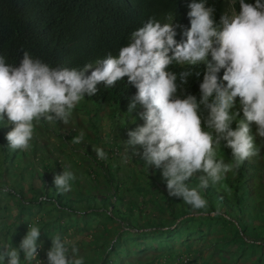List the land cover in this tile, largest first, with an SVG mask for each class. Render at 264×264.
Masks as SVG:
<instances>
[{
	"label": "clouds",
	"instance_id": "obj_1",
	"mask_svg": "<svg viewBox=\"0 0 264 264\" xmlns=\"http://www.w3.org/2000/svg\"><path fill=\"white\" fill-rule=\"evenodd\" d=\"M220 2L224 15L217 23L215 8L206 6L207 0H192L190 11L183 16V23L190 26L183 33V42L175 39L180 26H174L170 18L163 24L149 19L131 33L126 46L82 68L47 65L27 52L19 66H13L0 56V161L11 167L9 172L17 169L24 176L20 170L30 167L27 175L34 178L47 165L49 142L55 146H51L55 159L64 153L60 154L61 135H67L66 129L80 128L71 141L82 144L84 135L92 136V132L90 124L86 128L81 121H100L101 128L103 121H109L110 126L129 130L126 144L146 165L162 169L169 197L183 200L193 210L206 211L208 201L200 190L219 184L226 174L259 155L254 131L264 139V2ZM173 63L189 67L177 75L168 71ZM200 63L206 65V71L198 101L196 96L184 94V86L193 75L191 66ZM194 74L197 78L201 75L199 71ZM125 81L136 88L128 105V112L136 111L131 117L112 116L109 107L98 110L88 99L102 85L111 88ZM79 104L84 107L74 111ZM41 120L49 124L42 125ZM57 120L61 122H53ZM136 146L142 154L135 151ZM222 146L231 150V163L217 159ZM93 151L98 159H108L103 148ZM20 152L26 154L22 159L15 156ZM56 169L54 165L48 173L54 176L57 190L71 191L74 173L63 169L56 174ZM197 174L198 186L190 187L187 182ZM28 227L26 236L14 243L18 250L0 247V264L37 258L41 229ZM70 243L55 235L47 251V264H85L75 245L69 254Z\"/></svg>",
	"mask_w": 264,
	"mask_h": 264
},
{
	"label": "trees",
	"instance_id": "obj_2",
	"mask_svg": "<svg viewBox=\"0 0 264 264\" xmlns=\"http://www.w3.org/2000/svg\"><path fill=\"white\" fill-rule=\"evenodd\" d=\"M191 2L192 0H0V56L5 57L6 63L13 66H19L24 53L27 52L33 59H38L47 65L67 66L68 69L82 68L85 64H94L97 59L126 46L131 33L143 27L149 19L163 24L169 22L170 18L174 26H180L176 27L177 36L175 37L180 43L186 40L183 35L184 31L190 29V26L183 23V16L185 11H190L188 5ZM206 6L215 8L214 19L219 23L220 17L224 15L223 4L220 0H207ZM188 67L173 63L168 71L178 75ZM191 69L193 75L188 78V84L184 86V94H192L199 101V85L203 81L206 65L200 63L191 66ZM196 71L201 73L199 78L194 74ZM98 89L95 96L88 97L95 104L96 109L101 110L104 109L103 106H106L111 109L112 116L121 115L126 118L136 112H128L132 94L136 90L128 81L117 82L116 86L111 88H105L102 85ZM88 123L92 125L90 128L92 136L84 133L82 144H73L71 141L79 135L80 128L76 127V130H73L71 126L67 135L64 136V139L70 140L73 146L71 155H65L63 148L60 150V154L63 153L61 159H67L69 162L68 167L57 159H55L56 162L47 161V165L43 166L44 171L34 176V184L28 189L31 198L28 199L24 193L21 195L12 193L13 197H16L20 215L15 217L13 225L10 224L4 228L6 233L3 236L11 238V243L18 241L19 236L12 239L14 236L12 231L22 230L18 228L20 222L26 226L36 225L40 227L42 234L38 240L40 247L37 257H39L42 249L48 251L51 248L41 245L43 236L46 239L48 236L49 243H51L52 237L60 233L63 238L69 228L80 227V231L90 232L86 226L69 223V221L77 222L78 216L90 210L97 214H104L112 224L108 227L103 219L100 228H103L104 233L95 236L97 251L100 252L99 257L105 260L103 264H131L132 262L152 264L154 262L148 260L151 252L156 253L153 261L160 258L159 262L164 264L168 260H173L178 250L191 252L192 247L205 242L210 234L219 232L224 236L213 244L218 253L233 250L229 254L231 257H236L234 253L238 249L231 242L241 241L245 246L248 245V249L250 247L254 251L251 254L247 253L250 254L249 258L261 251V254H264L262 250L264 248V221H260L262 224L261 226L258 224L259 227L251 225L260 218L264 220V216H260L259 213L264 210V201L261 207L246 201L249 198L248 195L251 194L250 183L255 180L264 182V150L261 149L264 139L255 136V131L252 132L256 147L260 149L259 155L254 156L252 163L244 161L239 169L228 173L222 186L210 184L206 190H200L201 195L208 201V208L205 211L193 210L183 200L169 197L166 181L163 177L162 182L160 179L162 169L152 167L144 173L137 166L129 178L126 180L120 178L118 174L121 168L117 161L121 158L120 153L124 146L129 148L126 144L129 139L127 135L129 130L124 127L111 126L110 131L101 133L100 121L89 120ZM88 145L91 146L90 149H87ZM61 146L66 147L63 141ZM76 148H82L85 151L78 152ZM95 148H103L108 153V159H98L93 151ZM129 149L132 153L131 161L140 165L141 156L134 157L133 149ZM220 149L222 153L217 155V159L229 160L226 163L232 162L229 149L223 146ZM137 150L142 149L138 146ZM82 153L87 156L84 160L80 158ZM24 156L26 154L16 156V158L22 159ZM75 156L82 162V165L77 164L79 160H76ZM73 164L77 165L78 171L73 167L69 168V165ZM54 165L57 167L56 174L62 173L63 169L70 170L74 173L76 181H80L84 176L91 180V184L83 186L81 181L76 182L77 187L74 193L58 191L53 182L54 176L48 173ZM9 169H11L10 166L0 172L2 187L9 185L7 184L9 183ZM187 183L190 187H197L198 177L194 175ZM230 188L235 189V192L231 193ZM45 204L49 211L59 212V217L51 216L50 219L26 221L24 215L32 218L36 212L38 213L37 209L43 210L42 207ZM99 208H101L100 211L96 210ZM254 210L259 211L255 216H248L249 213L246 215L247 212ZM213 212L216 213L214 217L204 214L200 216V213ZM226 212L237 220L241 229L237 228V223L230 220L220 221L216 223L217 227L212 228L214 219H223V213ZM191 213L193 215L188 216ZM71 214L76 218L68 220L66 224L59 222L62 215ZM225 225L230 229L224 227ZM173 226L175 227L172 228ZM126 228L128 230L124 231ZM207 228H212L213 231L207 233ZM225 230H229L230 234H227L229 232ZM163 237L164 240H162ZM178 243L181 244L180 247H176ZM67 247L72 246L67 245ZM163 252L164 257L159 255ZM196 253L197 255L191 261H186L182 256L179 257L178 264H206L201 260L200 251L197 250ZM20 256H23L22 251ZM222 257L224 260L227 259L223 254ZM146 259L149 262H146ZM260 260L262 259L259 256L254 264H258ZM235 263L236 261L229 264ZM85 264L88 263L85 262ZM92 264H97V262L94 261Z\"/></svg>",
	"mask_w": 264,
	"mask_h": 264
},
{
	"label": "rangeland",
	"instance_id": "obj_3",
	"mask_svg": "<svg viewBox=\"0 0 264 264\" xmlns=\"http://www.w3.org/2000/svg\"><path fill=\"white\" fill-rule=\"evenodd\" d=\"M83 107H84V105L79 104L74 109V111L77 108H81L82 109ZM87 109L88 108L86 106V110ZM79 118L83 119L85 117H84V115H79ZM53 122L57 123V122H61V121L57 120V121H53ZM69 122H70V120H69ZM40 124H42V125L47 124L48 125L49 122H47L45 120H41ZM81 124L84 125L86 128H88V124L89 123H87L85 121H81ZM89 126H92V125L90 124ZM233 126L235 127V124ZM52 127L55 128L53 125H52ZM110 130H111V126H110L109 121H103L102 131L105 133V132H108ZM65 131H68V130L66 129ZM46 132L49 133L50 131L48 130ZM33 136H35V133H34ZM62 138H63V144L65 146H69L68 148L65 147L66 149L64 150V154L65 155H71V151H72L71 149H73V146L71 145L72 144L71 141L64 139V135L62 136ZM51 146L55 147V146H53V144L51 142H49V145L47 146L48 147L47 153L45 155L49 162L52 161V160L56 161L55 158L51 154L53 152L51 150L52 149ZM62 148H64V147L62 146ZM90 148H91V146L88 145L87 149H90ZM137 148H138V146H136L135 151L136 152H140L142 154V150H137ZM75 150L78 151V152L85 151V149H82V148H76ZM229 151L231 152L230 149H229ZM10 152L15 153V150L10 149ZM38 153L42 154V150L38 149ZM221 153H222V150L218 149L217 150V155H220ZM131 154L132 153H131L130 149L127 146H124V148L121 150V153H120V157L121 158L119 159V161H117V164L119 165V168H121V170H120L118 175H119L120 178H124L125 180L127 178H129L131 173L135 172V170L137 169V166H138V169L142 170L144 173H147L149 171V169L152 168V167H149L148 165H146V163L143 160H141L140 165L134 164L131 161V156H132ZM21 155H24V153L20 152V155L18 153L16 156L18 157V156H21ZM62 156L63 155L58 156L56 159L59 161L62 158ZM133 156L136 157V158L138 157V155H135L134 152H133ZM28 158L31 159V155L30 154L28 155ZM75 158H76V160H79L77 156H75ZM80 158L82 160H84L85 158H87V156H86L85 153H82ZM33 161H34V159L32 160V162ZM227 161H229V160H227ZM227 161H225V163ZM253 161H254L253 157L248 159L249 163H252ZM9 162H11L10 158H9ZM62 163L65 166L68 167L69 162H68L67 159L63 158L62 159ZM229 163H231V162H229ZM77 164L78 165H82V162L79 160V162H77ZM25 166L26 165H24V167ZM8 167H9L8 164H3V161H0V172L4 171L5 168H8ZM71 167L75 168L76 171H78V169L76 168L77 167L76 164L69 165V168H71ZM80 167H82V166H80ZM83 169H84V166H83ZM13 171H14L15 174H14V176H11ZM13 171L9 172V175H10L8 177L9 183H7L9 185L2 187V185L0 184V190H2V191H0V247H4L5 245H7L10 248L17 249L16 245L14 243H11V238H5L3 236V234L6 233V231H4V228L7 227L10 224L13 225V223L15 222L14 221L15 217L17 215H20L19 214L20 213L19 208L17 207L16 197H13L14 195L12 193H16V195H21L22 193H24L25 196H28L27 197L28 199L31 198V194L28 192V189L30 188L31 185L34 184V178L27 175V172L30 171V167L22 168L20 170V171H22V173L25 174V176L17 173V169H14ZM80 171H82V168H80ZM16 174L18 176H16ZM198 175L199 174H197L195 176L198 177ZM227 176H228V174H226V178H227ZM132 178H133V176H132ZM160 179H161V182H162V175L161 174H160ZM80 181L74 180L72 182V189L70 191L71 193L75 192V187H77L76 182H80L81 185L83 184V186H84V184H86L87 186H88V184H91V180L89 178L87 179L84 176L81 177ZM31 182H32V184H31ZM223 183L224 182L221 181L219 184H217V186L220 187V186H222ZM88 188L90 189V186ZM249 189L251 190V194L248 195L249 198L246 201L249 202L252 205H255L257 207H259V206L261 207L262 203L264 201V182H262L261 180L260 181L259 180H255V181L250 183ZM229 190L231 191V193L235 192V189H233V188H230ZM26 203H28V202L26 201ZM42 208H43L42 211H40V208L37 209L38 213L36 212V215L32 216V218H29L28 215H24L26 221L29 220V219H32L33 221H36V220L42 219V218L50 219L51 216H53L55 218L59 217L58 216L59 212H57L55 210L49 211L47 209L48 206L46 204ZM96 210L100 211L101 208L96 209ZM257 211L258 210L247 212L246 215H248V213H249L248 216H255L257 214ZM86 212H87L86 214L84 213L85 215L82 214V215L78 216L77 222L76 221H69V223H70V225H75L76 224L77 226H81V225L86 226V228H89L90 232H88V233L84 232V231L82 232V231H80L81 230L80 227L77 228V229L76 228H69V230L66 233H64L63 238H67V240H69L71 242L69 244L70 246L75 245L79 249L78 255L82 256L86 263L92 264V262L96 261L97 264H103L105 260H104V258L99 257L100 252L97 251L98 247H97V245L95 243V241H97L95 239V236L101 235V234L104 233L103 228H100V226L102 225V220L103 219L107 223L108 227H110L112 224H111L109 218L107 216H105L104 214H99V213L97 214V213H94V212H92L90 210H87ZM259 213H260V216H264V210L260 211ZM203 214L204 215H209V216H212V217H214L216 215V213L213 212V213H200V216H202ZM191 215H193V213L189 214L188 216H191ZM75 218L76 217L74 215H72V214L71 215H65V216L62 215L60 217V219H59V222L61 224H66L68 222V220L75 219ZM224 220H226V221L230 220V221H233L234 223H237V220L232 218V216H230L229 213L226 212V213H223V219H220V218H215L214 219V226H212V228H214L217 225L216 223H219L220 221L224 222ZM57 221L58 220L56 219V222ZM260 221L263 222L264 220H262L260 218L258 221L252 222L251 223L252 227L261 226L260 224H262V223ZM200 222H201V220H200ZM167 223L168 222L166 221V224ZM258 224H259V226H258ZM236 226H237V228L241 229V227L239 226L238 223L236 224ZM125 227H128V226L125 225ZM174 227L175 226H173L172 228H174ZM224 227L230 229L226 225ZM18 228H19V230H21V229L22 230L16 232L15 227H14L13 229L15 231H12V233L14 235L12 237V239H16L15 237H17V236H19L20 239H23L26 236V234H27V232L29 230V227L26 226V225L21 224V222H20V225L18 226ZM23 228H25L26 231L23 230ZM212 228H207V233L212 232L213 231ZM61 230H63V228ZM127 230H128V228L124 229V231H127ZM1 231H3L2 234H1ZM135 231L136 230H134V232ZM15 232H16V234H15ZM63 232H64V230H63ZM225 232H229V230H225ZM58 234H60V233H58ZM222 234L223 233H221V232L213 234V235L210 234L205 242H202L200 245H197V246L195 245V247H192L191 252H185L184 250H182V251L178 250L176 256L174 257V259L173 260H168L167 263H164V264H178V260H180L179 257H181V256L184 257V259L186 261H191L197 255V253H196L197 250L200 251L199 254L201 256V260L203 262L205 261L206 264H229V263H234L235 261H236L235 264H254V261L257 260V258L259 256L261 257L262 260L258 261V264H264V254H261L262 251L259 252L257 255L256 254L252 255L249 258V255L251 253H254V251H252V249L250 247L248 249L247 248L248 245L245 246V244L243 242H241V241H232L231 242V243H234L235 247L238 249L234 253L236 255V257H238L237 260H236V257H233V256L231 257L230 254H229V253L233 252V250L225 251L223 253L216 252L215 248L213 247V244L215 242L219 241L220 237L224 236ZM227 234H230V232L227 233ZM240 234H242L241 231H240ZM41 239H42L41 240V245L42 246L51 247V243H49L48 236H47V239L45 238V236L41 237ZM162 240H164V237H163ZM91 242H93V244ZM250 242H253V241H250ZM180 245L181 244L178 243L176 245V247H180ZM194 249H197V250L194 251ZM262 250H264V248H262ZM247 253H250V254H247ZM69 254H71V247H69ZM155 254H156L155 252L154 253L151 252L149 254L150 255V257H149L150 259H148V260L149 261L152 260V262H154L152 264H162V263L159 262L160 258H156L155 261H153V258H154ZM163 254H164V252L160 253L159 255L164 257ZM222 254L224 256H226V258H227L226 260L223 259ZM243 255H245V256H243ZM240 256H242V257H240ZM118 260H120V259H118ZM148 260L146 259L145 261L149 262ZM164 260L165 259H163V262H165ZM38 261H40L41 264H47V250L44 251L42 249V254L39 257H37L35 260L31 261V262L21 259V264H38ZM131 264H137V263L132 262Z\"/></svg>",
	"mask_w": 264,
	"mask_h": 264
}]
</instances>
